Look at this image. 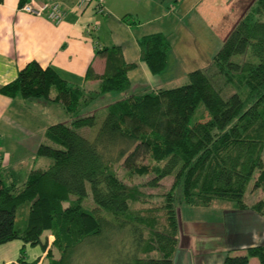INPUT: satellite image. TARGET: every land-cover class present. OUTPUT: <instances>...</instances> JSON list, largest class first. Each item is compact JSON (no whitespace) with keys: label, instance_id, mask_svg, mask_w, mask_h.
I'll return each instance as SVG.
<instances>
[{"label":"trees","instance_id":"obj_1","mask_svg":"<svg viewBox=\"0 0 264 264\" xmlns=\"http://www.w3.org/2000/svg\"><path fill=\"white\" fill-rule=\"evenodd\" d=\"M138 45L149 72L162 73L167 38L151 34ZM95 55L104 60V72L88 67L85 80L98 81L90 94L36 61L0 89L10 99L60 103L70 120L50 125L37 148V156L51 160L46 169L24 178L0 163V245L19 240L45 249L52 236L48 264H174L180 207L218 203L264 218V0L254 2L212 59L235 89L226 99L199 69L181 86L126 96L135 66L117 46ZM107 94L124 98L106 106L92 139L78 134L96 125L94 113L80 112ZM118 169L126 171L124 178ZM134 176L145 181H125ZM252 177L263 198L246 203ZM170 178L161 194L143 191ZM250 258L264 264V244L227 255L221 264ZM39 262H27L22 250L11 264Z\"/></svg>","mask_w":264,"mask_h":264},{"label":"crops","instance_id":"obj_2","mask_svg":"<svg viewBox=\"0 0 264 264\" xmlns=\"http://www.w3.org/2000/svg\"><path fill=\"white\" fill-rule=\"evenodd\" d=\"M43 1L59 5L63 13L59 23L20 11L21 0H0V89L15 80L27 63L36 61L43 68L52 67L83 91H96L98 81H86L85 74L88 67L97 75L104 72V60L95 51L111 46L119 47L124 61L135 66L128 73L130 90L126 96L168 89L171 83L163 82L162 78L172 68L170 56L184 65L198 54H204L197 38L189 41L196 35L193 30H203L205 39L210 23L211 34L223 40L252 6L251 0H104L103 12L99 14L93 4L77 9L78 0ZM226 18L234 22L228 31L219 35ZM158 33L167 38L170 51L165 70L153 75L140 58L138 40ZM209 39L212 41L213 37ZM217 49L214 47L211 53ZM16 100L20 99H10L0 92V153L4 151L1 138L11 137L15 126V120L9 116ZM31 101L20 100L22 107ZM5 167L21 170L19 166ZM207 210H215L219 217L208 218ZM177 215L179 234L174 264H221L227 255L243 254L250 247L264 244V218L251 211L215 203L208 208L182 206ZM52 240L49 236L45 249L41 246L36 249L19 240L1 244L0 264L16 262L22 250L27 262L40 259L38 264H41Z\"/></svg>","mask_w":264,"mask_h":264},{"label":"rangeland","instance_id":"obj_3","mask_svg":"<svg viewBox=\"0 0 264 264\" xmlns=\"http://www.w3.org/2000/svg\"><path fill=\"white\" fill-rule=\"evenodd\" d=\"M251 5L254 4V1L251 0ZM250 5V6H251ZM234 22V21H233ZM226 18L225 25L220 26L219 35L228 31L229 27L232 26ZM239 23V22H238ZM210 24V23H209ZM207 24L205 39H203L204 31L195 29L193 30L196 34L194 38L189 39L190 42H193L195 38L202 45V53L204 54L193 58L190 61H186L184 65L180 63V60L170 56L171 69L167 71L162 78V81L171 83L170 88L178 87L187 83V74L181 75L179 72L185 70V72H191L194 70H203L206 75L211 80L213 87L220 91L221 96L226 99L232 94L235 89L234 87L225 81V78L221 74H217L212 63V59L218 50L221 48L225 40L228 38L229 34L235 27H232L231 30L226 33L224 39L222 40L218 36H214L210 32V26ZM235 26V25H234ZM202 28V27H201ZM210 36L213 37V40L210 41ZM218 40H217V39ZM209 40V41H207ZM219 41V42H218ZM217 46V52L211 53L212 49ZM208 49L209 52H206ZM210 49V50H209ZM237 58V57H236ZM198 64V65H194ZM198 66V67H194ZM85 92V91H84ZM92 90L85 92L86 94L92 93ZM54 93H52L53 95ZM119 96L114 97L111 94L100 96L98 99L94 100L90 106L80 112V115H85L87 113H94L96 115V125L93 128H81L77 129L76 132L83 137L92 139L105 116V108L108 104L115 102L119 99L124 98V95L118 94ZM17 99H22L17 97ZM16 100L9 116L12 120H15V126L12 127V135L9 138H1L4 145V151L0 153L1 166H19L23 173V177L26 178L30 171L35 169H46L51 163V160L45 157H39L36 155V151L40 143L44 139V134L47 128L50 125L56 123H65L69 125L70 120L69 116L64 110V107L60 103H52L45 100H32L25 107H22V102ZM18 113L17 117L16 114ZM16 117V118H14ZM45 140V139H44ZM125 172L123 169H118L117 173L119 177L124 178ZM257 172H254V175ZM125 181H129L131 185H136L138 183H143L144 179L141 177L134 176L130 180L127 178ZM172 183L171 178L162 181L161 188L158 189H143L146 193L161 194L166 191ZM263 198V194L260 191L253 189V177L250 179L248 186L243 194V200L246 203L253 202ZM215 210H207L205 212L206 216L211 219L216 220ZM40 246H36V249ZM54 257H57L55 252ZM38 258V257H37ZM41 264H48V260L44 259ZM248 264H259L256 258H250Z\"/></svg>","mask_w":264,"mask_h":264},{"label":"built area","instance_id":"obj_4","mask_svg":"<svg viewBox=\"0 0 264 264\" xmlns=\"http://www.w3.org/2000/svg\"><path fill=\"white\" fill-rule=\"evenodd\" d=\"M103 2L104 0H78L76 8L80 10L93 4L96 11L101 14L103 12ZM19 10L35 17H44L52 23H59L63 16L62 10L58 4L43 0H27L19 7Z\"/></svg>","mask_w":264,"mask_h":264}]
</instances>
